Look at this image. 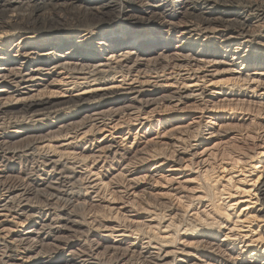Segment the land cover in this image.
Wrapping results in <instances>:
<instances>
[{"label": "rangeland", "instance_id": "374dc122", "mask_svg": "<svg viewBox=\"0 0 264 264\" xmlns=\"http://www.w3.org/2000/svg\"><path fill=\"white\" fill-rule=\"evenodd\" d=\"M148 1L137 0L132 9L135 16L144 14L142 8ZM233 4V10L240 8ZM48 14L55 20L61 17L63 22L49 24L47 29L74 24L68 32L84 40L85 46L96 44L95 52L99 51L100 32L106 33L115 26L112 23L80 28L76 24L87 21L83 15L78 19L56 11ZM168 19L165 21L175 22L174 25L180 22L177 18ZM28 22L29 16L22 15L17 26L27 27ZM125 25L126 31L138 32L136 35L141 31L149 37L153 34V30L145 31L138 24ZM184 27L180 25L175 30L179 32ZM248 29V34H241L240 38L238 29L218 28L203 36L206 38L173 32L166 49H154L153 55L140 59L128 76L113 74L102 82L103 87L90 84L94 86L92 90L116 91L119 98L117 103L110 101L115 103L113 107L106 103V116L97 117L88 107H82L74 114L75 108L58 117H40L22 124L13 119L0 125V138L9 135L0 155L11 159H0V179L9 178L7 184L13 189L7 192L0 188V264H34L52 258H59L58 264L69 258L86 264H206L209 257L220 264H262L243 253L244 247L258 248L248 247L251 236L258 238L259 228L255 222H243L242 208L248 200L255 199L247 192L252 190V181L261 169L264 171L253 169L255 165L264 167L260 157L264 152V75H260L264 74V67L252 64L254 57H264L263 21L252 20ZM87 30L94 31L93 39L83 37ZM166 30L162 26L154 31L165 40L169 34ZM39 35L24 30L0 34V60H7L0 61L1 75L21 67L29 75L23 81L18 79L22 85L13 84L12 90L22 88L19 94L26 99L54 102L82 97L81 93L91 91L84 90L89 86L83 77H88V70H66L58 68L56 61L39 59L45 53L56 52L48 53L49 47L33 45L31 42ZM125 35L116 41H127ZM46 36L55 37L51 32L42 38ZM74 50L67 47L55 54L64 58L68 53L73 56ZM111 52H104L103 59L109 58ZM162 52L168 57H182L160 58L159 66L149 64V59ZM3 53L5 56H1ZM245 55L250 58L244 59ZM23 61L28 65L23 66ZM7 64L10 65L4 66ZM5 67L7 71H2ZM245 76L252 78L246 82ZM2 82L9 83L0 80V87ZM132 88L150 96L145 98L148 101L132 106L131 100L136 97ZM85 112L90 119L81 120ZM73 121L79 123L62 136L52 138V132ZM34 133L37 138L32 137ZM56 162L58 166L53 170L51 166ZM22 189L33 197L29 205L27 201L9 199L12 192H23ZM37 194L39 197L35 198ZM214 205H221L224 213L218 214ZM208 225H212L215 235L208 230L201 232Z\"/></svg>", "mask_w": 264, "mask_h": 264}, {"label": "bare ground", "instance_id": "6f19581e", "mask_svg": "<svg viewBox=\"0 0 264 264\" xmlns=\"http://www.w3.org/2000/svg\"><path fill=\"white\" fill-rule=\"evenodd\" d=\"M152 2H155V1L150 0V1L146 2L145 6H143V8L141 7L143 9L142 12H144L143 15L135 16L134 15L135 11H132V9L134 8V5L137 3V0H0V34H2L6 30H10V31L12 30L13 34H15L19 30L32 31L34 33H39L40 35L36 41H33L31 43L35 46H38L39 48L40 47L41 48L49 47V49H51V50L48 53H51L52 51L53 52L56 51L55 53H60L64 49H66L67 47H70L71 49H75L73 51V54H74L73 56H71L72 54L70 55L68 53V54H65V57L63 58L62 55L60 56V55H57L55 53H51V54L45 53L44 56H42L39 59H42L46 62L56 61L57 62L56 66H58V68L61 67V68H64L66 70L67 69H69V70H81V73H82V70H85V71L88 70L89 72L87 71V73H86L88 75V77L87 78H86V76H83V77H85V80L87 81L85 83V85H87V86L89 85V86L87 88H84V90H91V91H85V92L80 94V95H83L85 97L80 96L77 98H70V99L62 100V101H58V102H54V101H51L49 99L48 100H34L31 97H30V99H26V98H23V94H21V93L19 94V92H21L20 90H23L22 88L16 92V91L12 90L13 88L11 86L13 84H16L17 86L18 85L21 86L22 84H20L18 79H20V80L22 79V81H23V79L28 77L29 75L27 73H25V72H27V70H23L22 67H21V69H19V71L15 70V69L13 70V68L11 70L8 69L7 73H5L3 75H1L2 72L0 73V75H1L0 80H2V81L8 80L9 81V83H6V84H4V82H2L3 86L0 87V93H1L0 98L1 97L4 98V99H0V125L7 124L8 121L13 120V119H17L18 121H16L17 123L15 121H12V122H15L16 124H22V123H25L26 120L27 121L33 120V119H37L40 117H43V119L49 118L52 115L58 117L61 115V113H64L65 111H68L71 109L74 110V108H75L76 111L73 112V114H74V113H77L78 110H81L82 107H85V108L88 107L90 112H93L95 114V116H97V117L106 116V114L108 113V110L107 111L104 110V108H106V105H107L106 103L109 102L108 105H111L113 107L114 104L117 103V98H119V97L117 95H115L116 91L112 90L111 88L92 90L94 88V86H90V84L92 82H95V83H98L97 86H95V87H97V88L103 87L105 84H102V82H104L108 77L112 76L113 74L114 75L121 74V75H123V77L128 76V74L131 72V70L134 67H136L138 65V63H140L139 62L140 59L143 60V58L148 57L150 55H153L152 52L157 50V48H159V47H161L159 49L160 51H163V49H166L167 46L170 44L169 38L173 32L180 33V35L187 34L190 36L192 34H194L197 38H200V37L206 38L203 36H207V35L211 34L212 31H217L218 28L231 29L232 31L238 29V33H239L238 37L240 38L241 34L242 35L248 34V32H249L248 27L250 26L252 20L253 21L257 20L261 23L263 21V24H264V0H158V2H155V4H153V5L151 4ZM233 2L237 6H239L240 8L237 10H233V9H235V7H233L234 6ZM49 11H51V12L56 11L59 14L64 13V14H66V16H70V17H74V15H75V18H78V19H79L78 16L83 15V17L86 18L87 21L81 19L85 24L84 23H77L76 26L80 27V28H85V27L92 28V27H98V25L101 26V25L112 24V23L115 26L112 27V29H110L106 33L100 32L101 35H99V36H101L102 39H100L101 40L99 43L100 46H98L99 51L95 52L94 50H97V47H95L96 44L93 45L91 42L85 46L86 42L84 40H83L84 42L80 41L76 37V35H74V33L68 32V31H70V29L72 27H75L74 24L69 23V24H71L69 26H65V27L61 26L60 28H57V29H54V28L47 29L46 26H48L49 24H50L49 26H54V22H56V24L61 23L60 25H62V22H63L61 17L60 18L57 17L56 20L54 19V16L48 17ZM23 12L26 14H24ZM22 15L29 16V22L26 25L27 27L17 26V20H19V17ZM52 15H54V14H52ZM52 15H50V16H52ZM168 18H171V19H168ZM174 18H177L178 20L180 19V22L178 23L179 25L178 24L174 25L173 23H175V22L172 23L171 20H173ZM166 19L170 20L171 22L165 21ZM69 20L74 21L72 18H70ZM127 22L130 24L133 23L134 25L138 24V25H140L139 27H141L142 29H145V31H146V29L153 30L152 36L149 37L148 36L149 34L146 32L144 33L143 31H141L138 35H136V33H138V32H135L133 30L132 31L130 30L131 32H129V30L126 31L124 28L127 25V24L125 25V23H127ZM20 25H22V24H20ZM180 25H185V27L182 29H178L179 32H176L175 29L180 27ZM162 26H163V28H167L166 31L169 33L166 36L167 38L165 40L158 38L156 35H159V33L157 31H154V30L161 29ZM164 26H166V27H164ZM109 28H107V29H109ZM47 32H51L52 36H55V37L46 36V37L42 38V36H44L45 33H47ZM84 32H85L84 36L82 35L83 37H87V36L91 37L92 36V39L94 38V34H95L94 31H91L90 33H88V30H87ZM125 33H126L125 37L127 36V38H128L127 41H123V42L121 40L116 41L118 38H121V36H123V34H125ZM234 33L235 32H233V34ZM151 39L153 42L152 41L148 42ZM232 39H234V38H232ZM38 40H41L39 44H38ZM75 40H79L80 42L73 43ZM143 41H144V43H143ZM145 41H147V42H145ZM113 44H115V45H113ZM250 44H251V42H250ZM143 45L148 46L147 47L148 49H143L142 48ZM211 45H212V43H211ZM183 47H184V45H183ZM212 47H213V45H212ZM185 48H186V46H185ZM216 49L219 50L220 48L217 47ZM108 50H111L112 52L109 55L110 57L106 58L104 60L102 55H104V52H106ZM84 53H87V54H84ZM225 53H226V51H225ZM164 54H165V52L164 53L162 52L161 55L157 56V58L149 59L148 60L149 64L153 63L155 66L156 65L159 66L160 65V62H159L160 58H164L165 60L169 59V58L178 60V59H180V57H182L181 55H173L172 57H168V56H165ZM1 56H5V54L3 53V54H1ZM249 58H250L249 55L244 56V59H249ZM0 61L2 62V61H7V60H5L3 57V59H1ZM35 61H37V60H35ZM169 61H171V60H169ZM29 62H31V61L29 60ZM29 62L23 61V66L28 65ZM252 62H253L252 64L254 66H256L257 68L258 67H261V68L264 67V57L263 56L262 57H258V56L254 57V60ZM42 64L43 63H40L38 65L43 67L44 65H42ZM9 65L10 64L4 65V66H9ZM161 65H164V64H161ZM164 66H167V64H165ZM156 69H157V67H156ZM5 70H6V67L2 71H5ZM39 70H42V69H39ZM38 74H40V73H38ZM30 75H32V74H30ZM260 75L262 76L264 74L262 73ZM29 78H33V77L31 76ZM251 78L248 76H245V79H243V81L248 82V81H250ZM33 79H35V78H33ZM89 79H91V81H89ZM26 80H29V79L27 78ZM10 90H12L13 92H10ZM135 90H136L135 88L130 89L131 92L136 93V97L132 98V100H131L132 106L133 105H142V103H146L148 100L145 98L150 97V96L144 95L141 91L135 92ZM14 101L16 102V104L15 103L13 104ZM110 101H114L115 103L110 102ZM86 112H85V116L83 118H81V120L82 119L83 120L84 119L85 120L90 119V115ZM91 118H94V115H92ZM12 122H10V123H12ZM77 123H79V121L78 122L73 121V123L70 125H68V124L62 125L61 127H59V129H57V131L52 132V138L62 136L64 133L68 132V129L70 126H74ZM0 128H2V127H0ZM5 129L6 128H4V130ZM37 135L38 134L34 133V135L32 137L37 138ZM15 138H17V137H15ZM8 139H9V135H8V137L5 135L4 137L0 138V151L2 149V146H4L6 144ZM25 139H27V138H25ZM29 141L31 143L32 139L29 138ZM11 145H13V144H11ZM33 149H31V150H33ZM49 149H50V147L48 148V150ZM35 153L40 154V152H35ZM24 154L25 153H23V155ZM19 155H21V154H19ZM29 155L35 156L32 153L31 154L29 153ZM40 156H41V154H40ZM7 157H6V155H4V156L0 155L1 160H4V159H6V161L11 160L10 158L8 159ZM30 157H32V156H30ZM46 157H47V155H46ZM260 157L262 158L261 160L264 159V152L261 153ZM37 161H38V159H37ZM51 161H53V160H51ZM57 162H58V160H57ZM57 162L55 164H53V166H51V167H53V170L56 169V166H58ZM46 163H48V162H46ZM63 166H64V164H63ZM64 167H66V166H64ZM4 168H5V170L8 171V167H4ZM260 168L264 169V167L261 165L260 166L255 165L253 169L257 170ZM60 171L63 172V169L61 168ZM8 173H9V171H8ZM259 173L260 174L257 177V179L252 181L253 182L252 190L247 192L250 195V197L254 196L255 199H252V200H256V201H254L255 202L254 203L252 200L251 201L248 200L247 201L248 204L242 208L243 209L242 215L245 218L243 220L244 223L247 222L249 224H252L255 222V223H257L256 224L257 228H259V230L256 232V235L258 236V238L254 239V236H251V240L248 244V247H258L259 248V246L260 245L261 246H260V249L257 248V250L246 249L244 247L243 253H248L250 255L249 259L253 258L255 260V262H259V263L264 264V171L261 169V171ZM70 176H72V175H70ZM20 178H22V177H20ZM8 179L7 178L6 179L5 178L0 179V188H2L5 191L7 190V192H10L13 189L11 186H9L7 184L9 182ZM35 181H37V180H35ZM24 182H28V181L24 180ZM56 182H57V180H56ZM62 182H63V180H62ZM25 184H27V183H25ZM70 184H72V183H70ZM63 185H64V183H63ZM18 186H20V185H18ZM26 186H29V185L27 184ZM24 188H25V185H24ZM18 189H20V188H18ZM49 189H51V188H49ZM52 189H54V188H52ZM55 189H57V186ZM20 191H23V192H12L11 193L12 197L9 199L11 201H19V203L27 201L28 205H29V202H31V199L33 197L30 198L31 196L29 195V192L26 189H22ZM40 191L43 192L44 190L41 189ZM62 191H65V190H62ZM2 192H4V191H2ZM30 194H31V192H30ZM58 195H56V196H58ZM34 197L36 198L39 196L37 194V196H34ZM47 198H49V197H47ZM34 200H36V199H34ZM47 201H49V200L46 199L45 202H47ZM50 202L52 203L53 201H50ZM63 203H64V201H63ZM252 204H254V205L259 204V205H257L258 207H256V206L254 207V205H252ZM74 205H76V203ZM60 206H62V205H60ZM81 206H82V204H81ZM2 207H4V206H2ZM78 207H80V204L78 205ZM213 207L218 214L224 213V212H222L221 205H219V206L214 205ZM6 208H8V206ZM79 211L80 210H78V212ZM53 213H55V212H53ZM35 215H36V213H35ZM73 215H74V213H73ZM27 216H29V214ZM31 216L32 215H30V217ZM227 217H230V216L228 215ZM54 218H56V217H54ZM42 222H44V221H42ZM76 223H78V222H76ZM212 225H208L206 230L201 231V232L206 233L208 230V231H210V233L212 235H215L216 231L212 228ZM43 227H46V226H43ZM50 227H52V226H50ZM50 227H49V229L51 230ZM193 228H197V226H193ZM42 229L44 230V228H42ZM47 229H48V227H47ZM194 230H195V232L200 233V231L198 229H194ZM32 232H34V231L32 230ZM38 233H40V232L38 231ZM38 233H36V234H38ZM29 238L31 239L30 236H29ZM22 239H24V238H22ZM31 241H33V240H31ZM36 241H38V238L36 239ZM44 241H45V239H44ZM209 259H210L209 261H206V264H217V263L220 264V262L217 261L216 258L209 257ZM82 260H83V258H82ZM60 261L61 260L59 258H56V259L52 258V259H48L47 261H44L42 263L37 262L34 264H58V263H60ZM84 262H86V259L84 260ZM4 263H6V262H4ZM64 264H86V263H83L82 261H76L74 258H69V259L65 260ZM111 264H113V263H111Z\"/></svg>", "mask_w": 264, "mask_h": 264}]
</instances>
